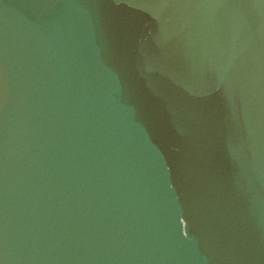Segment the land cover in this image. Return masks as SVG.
<instances>
[{
	"label": "water",
	"instance_id": "1",
	"mask_svg": "<svg viewBox=\"0 0 264 264\" xmlns=\"http://www.w3.org/2000/svg\"><path fill=\"white\" fill-rule=\"evenodd\" d=\"M0 264H264V0H0Z\"/></svg>",
	"mask_w": 264,
	"mask_h": 264
}]
</instances>
